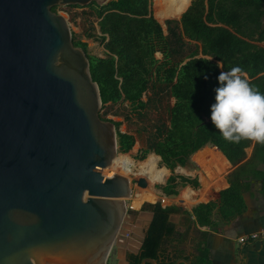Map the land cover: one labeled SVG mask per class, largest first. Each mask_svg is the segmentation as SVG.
<instances>
[{
	"label": "water",
	"instance_id": "1",
	"mask_svg": "<svg viewBox=\"0 0 264 264\" xmlns=\"http://www.w3.org/2000/svg\"><path fill=\"white\" fill-rule=\"evenodd\" d=\"M111 1L0 0V264H108L144 241L149 225L135 241L124 222L132 182L147 180L103 174L116 129L87 53L51 10Z\"/></svg>",
	"mask_w": 264,
	"mask_h": 264
},
{
	"label": "trees",
	"instance_id": "2",
	"mask_svg": "<svg viewBox=\"0 0 264 264\" xmlns=\"http://www.w3.org/2000/svg\"><path fill=\"white\" fill-rule=\"evenodd\" d=\"M86 7L97 20L99 34L92 27L84 37L98 41L104 55L89 54L87 43L73 33L72 41L87 53L102 109L127 103L140 117L152 96L165 91L174 99L167 124L155 127L146 148L135 158L144 160L152 153L171 172L158 189L171 197L178 194V186L197 188L196 179L175 175L174 170L189 165L190 157L208 145L216 147L233 169L226 176L227 188L218 193L216 200L199 203L186 212L193 217L192 221L199 227H215L216 220L228 223L241 215L246 209L242 194L249 189L251 181H261L264 204V143L250 139L228 141L210 120V105L215 102L220 72L240 65L245 78L264 92V0H191L178 21L180 29L165 21L166 35L152 15L151 0H113L102 6L90 3ZM51 10L55 12L56 7ZM255 43H262L263 47ZM186 47H190L188 53ZM156 53L161 54V59L155 57ZM147 92L150 97L143 101ZM112 122L117 152L129 153L135 143L134 136L121 133V124ZM147 209L153 217L139 253L130 256L129 264H140L145 258L158 264H175L182 258L181 252L174 250L169 257L164 245L178 236L168 221L169 215L178 209L162 207L159 202L148 205ZM183 259L189 264H210L203 243L198 245L192 260Z\"/></svg>",
	"mask_w": 264,
	"mask_h": 264
},
{
	"label": "crops",
	"instance_id": "3",
	"mask_svg": "<svg viewBox=\"0 0 264 264\" xmlns=\"http://www.w3.org/2000/svg\"><path fill=\"white\" fill-rule=\"evenodd\" d=\"M255 44L263 47L262 43ZM120 105L128 108L127 103H120ZM246 151L249 155L251 149L249 148ZM189 163L194 164L193 170L182 176L191 180L196 179L199 186L197 188H193L191 185L178 186L176 188L178 194L167 197V206H174L178 209L177 212L170 214L168 218L178 236L171 243L164 245L167 255L170 257L174 250H178L182 255V258L178 261L183 260L185 264H189V261H185L183 258L187 257L189 260H192L197 255L198 245L203 243L207 248L210 264H264V241L244 245L237 242L240 236L264 227V204L260 195L261 181H251L249 189L243 192L242 196L246 209L241 215L228 223L218 221L215 217L214 220H216L217 226L199 227L192 221L193 217L189 216L186 212H190L199 203L216 200L218 193L227 188L226 176L233 167L216 147L208 145L195 152L190 157ZM187 166L177 168L186 170ZM183 191H187L186 193L189 194L190 202L184 201L181 197ZM163 196L165 195L160 190L159 198ZM140 208L135 218L128 212L127 220L124 222L135 241H138L142 234L145 233L153 217L150 210L143 207ZM177 241L181 243L178 244ZM133 248L134 246L130 245L123 250L115 249L116 264H127L125 261L126 252L131 253ZM120 255H122L121 258Z\"/></svg>",
	"mask_w": 264,
	"mask_h": 264
},
{
	"label": "rangeland",
	"instance_id": "4",
	"mask_svg": "<svg viewBox=\"0 0 264 264\" xmlns=\"http://www.w3.org/2000/svg\"><path fill=\"white\" fill-rule=\"evenodd\" d=\"M191 2V0H190ZM189 2V3H190ZM152 4V2H151ZM189 5V4H188ZM188 7V6H187ZM55 13H58L62 16H64L69 24V27L72 31V33L75 35L76 38L82 39L84 42L87 43V51L91 55H103V47L99 44L98 41H94L93 39H86L84 37L85 32H91V28H94L95 33L99 34L98 26H97V20L92 15L89 8L86 6L84 7H73V6H65V7H56ZM183 13H181L182 15ZM152 15L155 20H157L162 28L165 34H167V26L165 24V21H171V27H177L180 29V25L178 24L179 17L178 18H171V19H164L162 22L158 20V17L153 12L152 8ZM180 15V16H181ZM190 50V47H186L185 53H188ZM155 57L157 59H161V54L156 53ZM150 97V93L147 92L143 96V100L146 101ZM174 99L171 98L168 93L165 91L161 92L160 95L152 96L151 101L148 104L146 110L144 111V114L142 116L135 115L130 108H125L120 105V103L114 105V106H107L103 109H101L100 116L102 118H108L109 120H112L114 122L120 123L119 131L121 133H128L132 134L135 138V143L130 150L129 153L126 154H120L118 155H127L129 156L135 163L138 165L140 162L147 159L149 155L148 154L144 160H137L135 159L139 153L146 148L147 141L153 137L155 127L158 124H167V115L170 107L173 105ZM134 114V115H133ZM157 169H163L164 175H163V181L158 183H150L147 179V185L144 188L138 187L134 182H132V194L131 198L126 200V203L131 204L133 206V215L132 217L135 218L140 211V207H143L147 209V206L150 204H155L159 201V194L160 190L159 187L163 186L165 184L166 179L170 176V172L167 171L161 164L160 160L158 158L156 163ZM194 164L189 163L187 166V169H176L174 171L175 175H184L187 174L189 171L193 170ZM107 173L110 172V168L103 171V174L107 176ZM116 172L113 171L112 174H115ZM120 175L128 176L132 181L137 180L140 177H144L141 175L136 174L137 169H134L132 174H124L122 172H117ZM139 192H143L144 198L138 202V204H135V197L136 194ZM187 192V191H183ZM183 192L181 195H183ZM147 193V194H145ZM151 195V196H150ZM150 196V197H148ZM122 255H120V258ZM108 264H116V259L114 257V251L112 250L109 256Z\"/></svg>",
	"mask_w": 264,
	"mask_h": 264
},
{
	"label": "clouds",
	"instance_id": "5",
	"mask_svg": "<svg viewBox=\"0 0 264 264\" xmlns=\"http://www.w3.org/2000/svg\"><path fill=\"white\" fill-rule=\"evenodd\" d=\"M215 102L210 105V120L231 142L250 139L264 143V92L244 76L240 65L220 72Z\"/></svg>",
	"mask_w": 264,
	"mask_h": 264
},
{
	"label": "bare ground",
	"instance_id": "6",
	"mask_svg": "<svg viewBox=\"0 0 264 264\" xmlns=\"http://www.w3.org/2000/svg\"><path fill=\"white\" fill-rule=\"evenodd\" d=\"M189 2L190 0H152V8H153V12L158 17V20L162 22L164 19L178 18L181 15V13H183L186 10ZM157 160L158 157L151 154L147 157L146 160L136 165V163L129 156L117 155L110 167V172L109 173L106 172V174L107 176H111L114 171L116 173L122 172L128 175V174H132L134 169H137L136 174L144 176V178L146 180L148 179L150 183H158L163 181L164 178L163 175L165 172L163 169L160 170L157 169L156 167ZM181 197L183 198L184 201H189V202L191 201L188 193L183 192V195H181ZM143 198H144L143 192L137 193L134 203L138 204V202H140Z\"/></svg>",
	"mask_w": 264,
	"mask_h": 264
},
{
	"label": "built area",
	"instance_id": "7",
	"mask_svg": "<svg viewBox=\"0 0 264 264\" xmlns=\"http://www.w3.org/2000/svg\"><path fill=\"white\" fill-rule=\"evenodd\" d=\"M158 202L161 204L162 207H165L168 204V198L166 196L160 197ZM126 208L127 210H132L133 206L131 204L126 203ZM257 241H264V227L257 231L240 236L237 239V242L241 245Z\"/></svg>",
	"mask_w": 264,
	"mask_h": 264
},
{
	"label": "flooded vegetation",
	"instance_id": "8",
	"mask_svg": "<svg viewBox=\"0 0 264 264\" xmlns=\"http://www.w3.org/2000/svg\"><path fill=\"white\" fill-rule=\"evenodd\" d=\"M131 215H133V213L131 212ZM140 250V249H139ZM139 250H138V252L137 253H127V255H126V258H125V261L127 262V264H129V262H130V256L131 255H137L138 253H139ZM113 251H114V257L116 256V253H115V249H113Z\"/></svg>",
	"mask_w": 264,
	"mask_h": 264
}]
</instances>
